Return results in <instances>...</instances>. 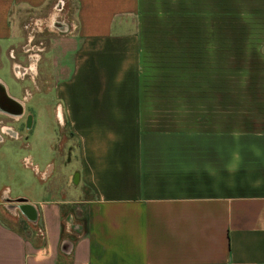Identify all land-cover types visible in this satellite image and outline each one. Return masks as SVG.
I'll return each instance as SVG.
<instances>
[{
    "label": "crops",
    "instance_id": "0c3cea01",
    "mask_svg": "<svg viewBox=\"0 0 264 264\" xmlns=\"http://www.w3.org/2000/svg\"><path fill=\"white\" fill-rule=\"evenodd\" d=\"M55 1L0 0V264H264V70L242 71L241 98L225 70H185L186 51L216 37L194 18L162 46L177 70H152L145 11L175 2L195 17L202 0ZM31 18L72 27L29 34ZM56 125L86 196H11L24 168L51 175L22 139L35 130L55 153ZM73 202L82 219L61 210Z\"/></svg>",
    "mask_w": 264,
    "mask_h": 264
},
{
    "label": "rangeland",
    "instance_id": "374dc122",
    "mask_svg": "<svg viewBox=\"0 0 264 264\" xmlns=\"http://www.w3.org/2000/svg\"><path fill=\"white\" fill-rule=\"evenodd\" d=\"M156 4L157 2L153 4L154 6L148 8L143 17V22L146 26L145 30H147L146 34L150 33L148 47L152 50V65L154 68L152 70H165L166 67L169 70H177V68L172 67L177 62L180 63L182 59L167 60V53L162 50V46L169 44V37L176 36L178 30L181 34L187 33L189 28H191L187 24L194 18L193 22L196 20L201 37L208 34V24L211 26L210 33L215 34L216 37L214 42L202 41L199 43V51L196 44L194 55L186 51L184 59L185 70H218V77L225 70L228 74L227 77L229 79L232 77L231 85L229 86V97H245L247 92L242 91L235 83L237 79L241 81L242 71L243 76H245L243 78L247 79L246 70H250V82H256V75H252L251 70H264V58L261 57L263 56L261 52L264 51V45L261 41L264 39V0H216L215 7L211 0L210 11L206 9L207 0H202L200 2V10L195 12V17H192V12H185V16L182 18L178 16L175 2L166 5L169 6V10L166 7L162 9ZM184 45L190 47L193 44L185 43ZM254 93L256 94L257 91ZM219 94L220 92L218 91V97ZM31 132L27 131V136L22 139L28 142V148L22 149V152L29 154L34 162H38L39 166L43 164L40 161L51 160L53 170L48 178L39 180L29 168H24L23 170L27 174V181L21 186L18 183L12 184L9 182L13 189L10 195L22 193L28 199L35 200L52 195L70 199L79 196L85 197V192L81 195L79 193V196L73 193L75 188L77 190V187L67 178V172L73 166L74 160L77 159L76 156L71 157L67 154V150L64 148V140H61L60 137L61 133L58 125L55 126L53 137L56 147L55 153H46V149H44L46 140L39 137L35 130L33 133ZM9 142L10 140L5 138L3 145ZM59 144H61L60 147ZM81 206V203L76 202L67 204V207L71 208V211L80 219H82L83 214ZM5 217L8 218L14 227L27 228V223L21 214H9V216Z\"/></svg>",
    "mask_w": 264,
    "mask_h": 264
},
{
    "label": "built area",
    "instance_id": "2783aa9c",
    "mask_svg": "<svg viewBox=\"0 0 264 264\" xmlns=\"http://www.w3.org/2000/svg\"><path fill=\"white\" fill-rule=\"evenodd\" d=\"M62 7V0H56L55 1V3H54V8H55V10H57L56 11V13L57 12H59L60 10V8ZM45 24H47V25H49V26H52L54 29H59L57 26H56V24H63L64 25V27H65V29H64V31H67V30H70L71 29V27H72V25H65V23H64V21H63V19H60V18H51L50 20L49 19H40V18H31L27 23H26V27L28 28V30L30 31V33L29 34H32L31 32L35 29V28H38V27H40V26H42V25H45ZM30 41V40H29ZM29 41L25 44L26 45V48H27V50L30 52V50H31V46L32 45H29ZM23 163L25 164V165H27V166H33V165H31V162H30V160L27 158V157H24L23 158ZM4 193H6L5 191H3Z\"/></svg>",
    "mask_w": 264,
    "mask_h": 264
},
{
    "label": "trees",
    "instance_id": "16d2710c",
    "mask_svg": "<svg viewBox=\"0 0 264 264\" xmlns=\"http://www.w3.org/2000/svg\"><path fill=\"white\" fill-rule=\"evenodd\" d=\"M60 208H61V210L62 211H67L68 210V207H67V205H65V204H61L60 205ZM70 209V208H69ZM85 217H83V219H84ZM83 226L85 227V221L83 222Z\"/></svg>",
    "mask_w": 264,
    "mask_h": 264
},
{
    "label": "water",
    "instance_id": "95a60500",
    "mask_svg": "<svg viewBox=\"0 0 264 264\" xmlns=\"http://www.w3.org/2000/svg\"><path fill=\"white\" fill-rule=\"evenodd\" d=\"M0 93H1V95L3 94V92H1V91H0ZM26 125H28V121H27ZM72 180H73V182H76V172H74ZM18 200L21 201L22 199H18Z\"/></svg>",
    "mask_w": 264,
    "mask_h": 264
}]
</instances>
